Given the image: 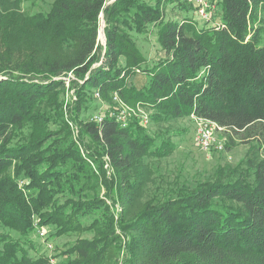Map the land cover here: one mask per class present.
<instances>
[{"label": "trees", "instance_id": "trees-1", "mask_svg": "<svg viewBox=\"0 0 264 264\" xmlns=\"http://www.w3.org/2000/svg\"><path fill=\"white\" fill-rule=\"evenodd\" d=\"M107 1L52 0L0 22V264H49L35 216L49 239L81 233L58 248L61 264H117V227L125 264H264V0H218L220 20L202 26L192 1ZM167 2L182 19L166 17ZM151 25L165 55L148 62L135 34ZM138 69L142 86L131 80ZM69 72L83 81L71 115L79 142L64 107ZM97 91L110 105L101 121L86 114ZM115 93L156 122L214 121L227 149L249 144L244 162L196 184L164 177L151 162L175 145L139 119L119 122ZM109 197L123 205L118 219Z\"/></svg>", "mask_w": 264, "mask_h": 264}, {"label": "rangeland", "instance_id": "rangeland-1", "mask_svg": "<svg viewBox=\"0 0 264 264\" xmlns=\"http://www.w3.org/2000/svg\"><path fill=\"white\" fill-rule=\"evenodd\" d=\"M111 2V0H108ZM183 0H181L182 2ZM187 3L194 0H185ZM4 7L0 5V22L5 24L7 20L6 16L10 15V13L17 11L22 14L26 13H35L38 11L46 10L49 8L52 0H3ZM180 2V1H179ZM179 2H167L165 6V15L170 18H179L182 19L184 16V11H182L179 7L181 6ZM208 6L206 12L210 14V18H206L202 16L200 13L194 9L193 11H189L190 15L194 17L199 25H204L205 23L212 24L217 23L220 20V15L218 13L219 6L217 5L218 0H207ZM26 12V13H25ZM102 14V13H101ZM104 15H101V29L99 31V47L98 52L102 54L103 49L107 48L106 43V35L104 34V26L105 20ZM12 18V15H11ZM208 19V20H206ZM1 30V29H0ZM1 34V33H0ZM157 27L155 25L149 26V30L145 34H135V39L138 42L139 47L147 56L148 62L157 61L159 58L165 55V51L162 50L161 46L157 40ZM103 55H101V58ZM100 58V63L102 62ZM98 61L93 64V67L99 65ZM139 69L137 70V73ZM146 75L142 72L138 73L136 76L132 77L131 80L138 86H142L146 82ZM79 79H69L68 84H66V91L64 95V107L67 111V118L70 120L71 126L73 128V124H77V122L71 117L72 115V106L77 102V90L80 87L81 83ZM114 96V95H113ZM94 104L99 105L98 109L91 110L87 112V116L91 114H101L102 111L106 110L108 106V102L104 100L101 96H94ZM113 104L118 107V112L121 110V105L118 101L113 99ZM125 105V104H124ZM127 105V106H126ZM125 107L128 109L127 114V122H131L133 119H139L140 122L148 128L151 134L161 138H170L172 143L175 145L174 151L171 155L165 158L155 159L152 161V165L156 162L159 163L160 172L163 173L164 177L168 179H175L180 177L182 180H186L190 184H196L198 181H201L208 177H213L217 174L218 171L227 172L229 168L237 166L244 162L247 151L249 148V144L246 143H238L231 149H227L224 151H217L215 149L206 152L202 150L196 143V129H197V120L195 117H172L167 121L156 122L152 118V114L154 110L150 107L142 106L140 103L136 105H128ZM73 132H76L73 128ZM80 134V129H79ZM217 136L222 139L225 138L227 140V136L221 130L217 131ZM105 160V167L107 169L108 176H111V168L109 163L107 164V159L103 156ZM109 165V166H108ZM157 173V171H156ZM154 175H150V179L152 180L151 188L155 186V180L153 181ZM105 188H103L102 194H105ZM146 196L144 194L141 196V200L145 199ZM113 202L117 204L119 209V213L123 211V205L119 200H114L113 197L110 198ZM138 204V203H137ZM116 206V205H115ZM111 209L114 210L111 206ZM115 211V210H114ZM36 217V216H35ZM52 228L49 227V232H51ZM118 234L121 236H125L126 239L122 237L121 240V251L118 256L117 264H125L126 258V241L128 239V235H126L120 228L117 227ZM78 235L81 233H73L62 235L60 237H56L53 240V250L50 253H54L57 258L61 261L59 257L60 249H64L65 244L76 240ZM83 236H91L90 234L83 233ZM36 241L40 244L41 241L36 238ZM43 248L46 252L49 253L48 250L45 249V246L42 244ZM60 248V249H58ZM101 264H109L107 262H103ZM112 264V261H111Z\"/></svg>", "mask_w": 264, "mask_h": 264}, {"label": "built area", "instance_id": "built-area-1", "mask_svg": "<svg viewBox=\"0 0 264 264\" xmlns=\"http://www.w3.org/2000/svg\"><path fill=\"white\" fill-rule=\"evenodd\" d=\"M194 5L196 6L197 13H200L202 16H205L208 19L210 18V14L206 12V9L208 6L207 0H194ZM101 24H102V20H101ZM105 51H106V48L103 49L102 55H104ZM62 78L65 80L66 84H68L69 79H79L72 72H69L65 76H62ZM79 80H80L79 82L82 84L83 81L81 79ZM96 95L99 96L100 93L97 91ZM113 98L115 101L123 103L121 105V110H119L118 112H115V116L117 120L125 126L128 123L127 122L128 109L125 107L126 104L120 99L117 93L114 94ZM192 116L195 117V119L197 120V129H196V137H195L197 145L206 152H209L213 149L217 151L226 150L225 144L227 140L225 138L220 139L217 136V131L222 128L219 127L214 121L210 119H207L205 117L195 116V115H192ZM92 119L101 121L102 117L100 116V114H96ZM73 128L76 131L74 132L75 139L78 140L77 142H79L80 140L79 126L77 124H73ZM105 157L107 159V164H108L109 163L108 157L107 156ZM107 201L109 205L112 206V208L115 210V211L113 210V212L115 213L118 219L120 213H119L117 204L110 199H107ZM34 227H35L36 237L43 243L45 248L49 251L48 253L49 264H61V261L59 260V258H57L54 253H50V251L53 250L54 244H53V240L49 239V228L46 226L45 227L40 226L39 220L36 217H34ZM122 237L126 239L125 236L122 235Z\"/></svg>", "mask_w": 264, "mask_h": 264}, {"label": "water", "instance_id": "water-1", "mask_svg": "<svg viewBox=\"0 0 264 264\" xmlns=\"http://www.w3.org/2000/svg\"><path fill=\"white\" fill-rule=\"evenodd\" d=\"M113 1H114V0H112L111 2H113ZM111 2L107 1V4H109V3H111ZM104 13H105V12L103 11L102 14L104 15ZM102 14H101V15H102ZM103 29H104V28H103ZM102 31H104V30H102ZM104 34H105V31H104Z\"/></svg>", "mask_w": 264, "mask_h": 264}]
</instances>
